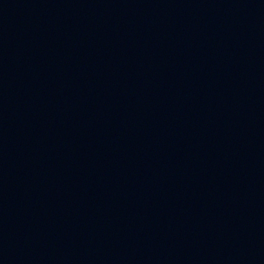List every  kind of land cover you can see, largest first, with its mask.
Masks as SVG:
<instances>
[{"label":"water","instance_id":"water-1","mask_svg":"<svg viewBox=\"0 0 264 264\" xmlns=\"http://www.w3.org/2000/svg\"><path fill=\"white\" fill-rule=\"evenodd\" d=\"M0 264H264V0H0Z\"/></svg>","mask_w":264,"mask_h":264}]
</instances>
